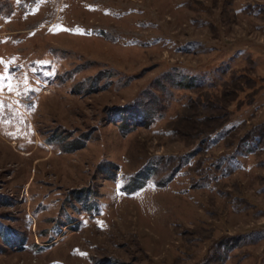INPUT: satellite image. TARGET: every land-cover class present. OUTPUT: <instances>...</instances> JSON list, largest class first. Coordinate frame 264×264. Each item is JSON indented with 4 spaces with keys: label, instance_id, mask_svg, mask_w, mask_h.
Returning a JSON list of instances; mask_svg holds the SVG:
<instances>
[{
    "label": "rangeland",
    "instance_id": "374dc122",
    "mask_svg": "<svg viewBox=\"0 0 264 264\" xmlns=\"http://www.w3.org/2000/svg\"><path fill=\"white\" fill-rule=\"evenodd\" d=\"M100 72L111 77L86 94ZM231 75L250 81L224 98ZM160 79L144 102L161 113L125 130L117 112ZM200 95L232 111V133L189 163L201 172L264 120V0H0V264H204L238 234L258 243L223 264H264V150L203 187L185 166L129 193L148 160L218 126L204 118L218 110L186 108Z\"/></svg>",
    "mask_w": 264,
    "mask_h": 264
},
{
    "label": "trees",
    "instance_id": "16d2710c",
    "mask_svg": "<svg viewBox=\"0 0 264 264\" xmlns=\"http://www.w3.org/2000/svg\"><path fill=\"white\" fill-rule=\"evenodd\" d=\"M246 76L247 75H231L229 82L225 81L224 83H222L224 90L222 91L221 95L224 98L227 97L229 91L225 88L228 86L237 87L241 83L249 84L250 80ZM110 77V72H100L92 76L91 82H89L88 84L89 87L88 85L86 86V94H92L95 89L98 88V84H100L102 80ZM165 81L170 80L166 78ZM175 84L179 88L185 90H195L199 88L196 87L198 86V84L194 82V79L192 77H182L181 79L176 81ZM165 89L166 87L164 81H162L161 79L155 80L153 86H150L149 89L147 88L146 90H144V94L140 98L138 96L137 98H135L131 105L123 107L122 110L118 111L116 114V119L120 117V121L124 122L123 127L125 128V130L131 128L130 126H148L155 120V114L161 113V109L160 107H158V105H160L158 101H156L157 106L155 107H153V105L149 106L144 101L153 95V90L154 92H156ZM237 89L240 90V88ZM252 95L253 94L251 93L246 97V99L248 100H246V103L248 105L252 104ZM204 97L206 98L204 99ZM207 97V95H200L194 100L188 99L186 102V104H188L186 108H201L202 110L207 109L211 112L218 110V113H214L217 114V116H204V118L206 119V123L212 122V120H216L218 122V126L214 128H210L207 126V130H205L204 128H200L197 133L193 135L198 137V142L195 144V147L180 156L155 157L148 160L144 165V168L136 173L135 176L133 175L134 188L132 190L134 191H129V193L140 190L145 186L144 184L147 180H149V178L156 177L159 174L164 175L162 178H159L160 182L156 183V185L158 187H165L185 166H188V171L191 170L192 172H195L197 174L195 175L196 177L193 180V185L201 187L203 183L207 184L209 181L211 182L212 180H215V176L219 175L223 177L239 170L241 168V158L248 155H260L262 153V151L264 150V120L247 129L242 136L234 138L230 143L229 141L226 142V145L230 146L229 149L223 155H220L216 158V160L211 164V169L202 168L203 170L201 169L200 172L199 169L200 166H202L200 163L194 168L189 167V163L192 160L196 159V157H200V161H202L204 159L205 152L208 151L211 146H213V144L220 141H225L229 134L232 133V130L225 129V125L228 123L232 111H225V105H219L218 101L217 103H214L211 102L210 99L206 100ZM241 104L242 103H240V105ZM181 117L183 118V116ZM181 117H179V121L180 119H182ZM177 119L178 118H176V120ZM171 131L174 134L180 135V132L178 133V130L172 129ZM86 140H88V138L84 139V141L82 142H79L78 140L73 141V143L70 144L73 146L72 150L77 151L81 149L82 146H84ZM116 168L117 167L115 165V169ZM215 173H217V175H215ZM208 175H211L212 179L209 178ZM198 178L200 180L199 183L195 180ZM86 191V189L80 190L75 195L77 201L81 202V205L85 207V210H89L90 207H87V203L89 202L91 193ZM6 238L7 236L5 235L4 239ZM256 243H258V241L256 239H252V235L250 237V234H238L222 237L216 240V242L214 243L215 247H213L214 253L207 257V260L204 262V264H223L224 262H226V260H228L229 254L235 249H238L242 246H252Z\"/></svg>",
    "mask_w": 264,
    "mask_h": 264
}]
</instances>
